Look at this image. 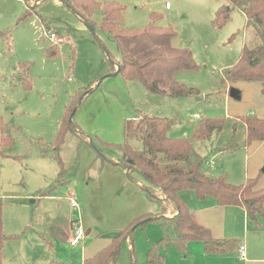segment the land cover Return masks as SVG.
Masks as SVG:
<instances>
[{
    "label": "rangeland",
    "instance_id": "rangeland-1",
    "mask_svg": "<svg viewBox=\"0 0 264 264\" xmlns=\"http://www.w3.org/2000/svg\"><path fill=\"white\" fill-rule=\"evenodd\" d=\"M115 1L125 7L122 28L174 27L173 46L190 49L198 64L179 70L175 79L195 91L170 96L151 92L123 73L109 76L110 58L120 60L121 51L101 27L98 11L93 31L69 6L73 0H0V125L3 120L12 137L0 148L3 264H48L53 259L83 264L137 218L160 215V200L129 177L118 146L143 148L139 134L127 136L126 124L146 114L170 119L169 135L176 138H190L194 123L205 117L224 119L220 131L193 141L207 171L236 185L252 178L257 189L264 188V140L249 142L240 119L264 118L262 85L224 81L225 70L239 61L244 45L260 41L244 12L233 6L230 18L215 26L217 10L231 5L229 0ZM48 31L58 38L45 35ZM88 88L94 90L73 118L81 133L68 131L58 150L61 165L50 157L54 151L44 155L42 146L51 148L72 96ZM180 197L199 223L216 236L238 239V247L214 255L198 241L189 242L187 250L165 245L160 243L162 224L150 220L135 228L132 244L126 240L118 261L108 264H142L152 244H159L165 257L161 264H264V217L259 218L263 227L254 229L243 206H220L215 197L199 198L192 189H184ZM209 205L210 211L205 209ZM73 221L85 231L76 246L70 243ZM241 244L247 249L245 258L239 256Z\"/></svg>",
    "mask_w": 264,
    "mask_h": 264
},
{
    "label": "trees",
    "instance_id": "trees-1",
    "mask_svg": "<svg viewBox=\"0 0 264 264\" xmlns=\"http://www.w3.org/2000/svg\"><path fill=\"white\" fill-rule=\"evenodd\" d=\"M231 5L221 6L215 15L213 23L221 26L232 12L233 6L242 10L247 24H252L260 35V41L245 44L239 61L224 72L225 82L258 81L264 93V0H229ZM75 10L86 23L95 27L92 19L95 12H100L101 27L108 30L118 43L121 51L120 60H111L110 72L120 65V73L129 81L140 80L146 88L155 93L170 96H185L194 93L193 88L175 79L179 70H192L198 67L193 53L188 48L173 46L172 39L177 32L170 24L160 27L148 24L145 28H122L120 22L124 19L125 7L118 1L73 0ZM152 16H159L152 13ZM110 57V56H109ZM78 90L67 105V110L60 122L56 138L50 149L43 144L42 153L62 165L58 150L64 143L68 131L80 130L70 119L72 111L78 102L83 101L91 92ZM81 104L78 106V108ZM74 118V116H73ZM246 127L247 140H264V118L254 115L240 118ZM224 119L204 118L194 123L190 138L173 137L169 135L170 119L146 114L138 121H128L127 136L137 133L142 138V149H135L128 143L118 144L123 151L124 168L129 177L140 182L143 188L153 197L160 200L162 211L160 215L145 214L137 218L128 227L121 229L112 237L108 245L92 257L86 258L83 264H108L117 262L123 244L133 240L136 227L150 220H159L164 228V237L160 243H172L183 250L188 249L191 241L203 245L207 254L220 255L238 247L239 241L232 237H215L211 229L198 224L193 212L183 202L180 193L184 189H192L199 198L213 196L219 205H240L247 213L249 225L254 229L263 227L259 218L264 217V188L257 189L255 179L249 178L245 183L236 185L230 183L225 175L214 176L206 169V160L195 149L193 141L207 139L223 128ZM3 120L0 125V148L9 145L12 137L5 133ZM82 135V134H81ZM86 140V136H82ZM88 138V137H87ZM171 211L173 216H166ZM3 199L0 197V264H3ZM155 217V219H151ZM134 248V246H133ZM134 257V250L131 252ZM165 260L159 251V244H152L148 259L142 264H161ZM48 264H67L60 260H51ZM136 264V263H133Z\"/></svg>",
    "mask_w": 264,
    "mask_h": 264
},
{
    "label": "built area",
    "instance_id": "built-area-1",
    "mask_svg": "<svg viewBox=\"0 0 264 264\" xmlns=\"http://www.w3.org/2000/svg\"><path fill=\"white\" fill-rule=\"evenodd\" d=\"M45 35H50V37L53 39L58 38V35L55 32H51V31L45 32ZM209 165L212 166V162H209ZM71 205L73 207L78 206L77 201L73 197H71ZM72 230H73V234L71 236L70 243H71V245L76 246L84 238L85 231H84L83 227L79 224L78 221L72 222ZM238 251H239L240 258L246 257V246L244 244L240 245Z\"/></svg>",
    "mask_w": 264,
    "mask_h": 264
},
{
    "label": "water",
    "instance_id": "water-1",
    "mask_svg": "<svg viewBox=\"0 0 264 264\" xmlns=\"http://www.w3.org/2000/svg\"><path fill=\"white\" fill-rule=\"evenodd\" d=\"M88 24V23H87ZM88 26L94 31L95 30V27L91 24H88ZM119 71H120V65L116 64V70L110 74H108L109 76H115L117 74H119ZM105 78V76H102L99 80H98V83L96 84V87H99L102 80ZM94 89H89V92H93ZM231 93L232 94H235L234 91L231 90ZM81 104V101L78 102L77 106L74 108V110L72 111V114H71V117L70 119L73 121V116L75 115L77 109H78V106ZM125 165H123L124 167ZM151 219H155V217H152Z\"/></svg>",
    "mask_w": 264,
    "mask_h": 264
},
{
    "label": "crops",
    "instance_id": "crops-1",
    "mask_svg": "<svg viewBox=\"0 0 264 264\" xmlns=\"http://www.w3.org/2000/svg\"><path fill=\"white\" fill-rule=\"evenodd\" d=\"M230 93H231V91H230ZM212 165H213V163H212ZM182 192H183V191H182ZM182 192H181V193H182ZM181 193H180V194H181ZM220 206H221V205H220ZM220 206H219V207H220ZM205 209L208 210V211H210V210H212L213 208H212V205H209V206L205 207ZM244 209H245V208H244ZM245 211H246V210H245ZM245 213H246V212H245ZM246 216H247V213H246ZM194 217H195V216H194ZM195 220H196V217H195ZM196 222H197L198 224L204 226L202 223H199L197 220H196ZM205 227H206V226H205ZM214 236H215V237H220V238H221V237H225V236H216V235H214ZM246 252H247V249H246Z\"/></svg>",
    "mask_w": 264,
    "mask_h": 264
}]
</instances>
